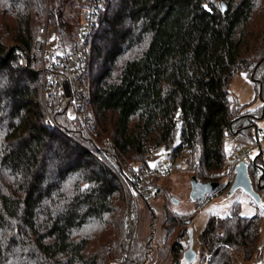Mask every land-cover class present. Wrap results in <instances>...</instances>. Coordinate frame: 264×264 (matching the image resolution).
<instances>
[{"label": "trees", "instance_id": "1", "mask_svg": "<svg viewBox=\"0 0 264 264\" xmlns=\"http://www.w3.org/2000/svg\"><path fill=\"white\" fill-rule=\"evenodd\" d=\"M83 8L76 0L47 8L45 0H0V264H123L122 182L131 185L127 174L153 180V150L187 158L190 175L216 182L218 195L233 175L225 139L236 138L240 151L264 142L255 122L264 113V0H98L83 72L90 123L63 111L45 127L33 42L47 18L58 59L68 57ZM237 72L250 78L260 110L243 111L229 96ZM259 151L248 175L264 201ZM260 212L243 217L236 203L226 217L210 215L200 234L205 264H232L234 255L255 262ZM196 214L164 209L161 243L154 248L153 228L147 240L135 238L126 264H180Z\"/></svg>", "mask_w": 264, "mask_h": 264}, {"label": "rangeland", "instance_id": "2", "mask_svg": "<svg viewBox=\"0 0 264 264\" xmlns=\"http://www.w3.org/2000/svg\"><path fill=\"white\" fill-rule=\"evenodd\" d=\"M51 1L52 0H45L46 8L48 7ZM76 1L80 5L82 4L83 7L85 8L90 0H76ZM81 11L82 9L80 10V12L77 11L76 13L77 18L79 17L80 25H82ZM42 25H45L47 29L46 49L48 50H58V48L61 49L58 43V34H56V32L52 27L48 26L47 18ZM70 30H73V27H71ZM244 74L245 73L243 72L235 73L229 84V88H228L229 96L236 101V103L240 106V108L243 111H249V112L258 111L262 108L263 102L260 99V97L255 95L254 87L250 78L248 76L247 78H245ZM64 111H67L69 116H76L74 110L71 108ZM257 118L255 119L256 125L258 129L263 130L264 113L263 115L259 114ZM235 145H236L235 141L231 140L230 138H226L224 141V151L228 162L233 158V155L237 161L239 158H241L247 162L248 159L255 157L257 151L259 152V150L264 149V142H261L259 148L244 146L242 148L243 150L238 155H235L233 152ZM169 150L170 149L166 150L164 147H160L158 149L153 150L148 160V164L151 165L155 163L156 165H158L161 162L165 164L169 160L167 157ZM242 152L246 153L248 156L246 157V154L244 156L241 155ZM172 162L174 163V168L171 169L170 172L160 175L156 174L153 180L150 181L155 187V192L159 190L158 194L156 195L153 194V196L149 198H145L147 201L144 200V198H138L136 200L135 221H134L135 229L132 240L130 239V241H128L126 237V217H125L126 249L123 254V260L125 262L123 264H126L127 262L126 260L127 258H129L131 243L134 241V239L136 238L140 241L147 240L148 236H150L151 234L152 228L154 229L153 230V238L155 240V244L153 245L154 248L158 243H161V240L164 237V232L161 229V223L163 219L162 213L164 209L171 210L173 213L176 214H189L193 212L195 209L194 203L189 198L191 164L189 163L187 158L172 160ZM232 179H233V175L231 177L229 184H231ZM209 196L212 197L207 204L205 203V207L202 212H204L205 214L210 213L211 215H217L219 217H226L229 214L231 207L236 203L239 204L240 215L241 213H244L245 215H241V216H245V217H250L254 215L257 211H262L261 205L264 204L263 199H262L263 204H257L254 200L250 198L249 195H247L239 188L234 189L233 191H229L228 188V190H226L221 194L212 195L211 193ZM202 219H204V215H202ZM262 227L264 229V216L262 220ZM194 243L196 245V239ZM262 251L263 253L261 254L259 259L261 258L263 259L264 250ZM261 260L260 263L262 262ZM256 261L254 262V264H256ZM203 264H205V260Z\"/></svg>", "mask_w": 264, "mask_h": 264}, {"label": "built area", "instance_id": "3", "mask_svg": "<svg viewBox=\"0 0 264 264\" xmlns=\"http://www.w3.org/2000/svg\"><path fill=\"white\" fill-rule=\"evenodd\" d=\"M98 0H90L88 5L81 11L82 29L79 42L68 57L63 56L61 49L48 50L47 29L45 25L38 28L36 38L33 42V48L40 53L41 60V83H42V102L45 111L44 124L47 128L55 127L54 115L63 112L69 108L73 109L78 122L81 125H88L90 117L87 109V95L83 77L85 60V44L90 33L88 21L94 18L97 11ZM264 140V133L262 134ZM246 153L242 152L241 155ZM239 158L238 160H240ZM174 168V163L169 159L165 164L163 162L156 165L155 173L165 174ZM131 180L128 186L125 181L122 182L125 199L128 206L126 216V237L132 240L134 234L135 221V203L138 198H149L153 196L155 187L147 177H135L127 174ZM260 264H264V261Z\"/></svg>", "mask_w": 264, "mask_h": 264}, {"label": "water", "instance_id": "4", "mask_svg": "<svg viewBox=\"0 0 264 264\" xmlns=\"http://www.w3.org/2000/svg\"><path fill=\"white\" fill-rule=\"evenodd\" d=\"M201 7L207 12H210L207 5L202 4ZM219 9L222 13H225L227 10L223 2L219 3ZM259 154L260 151L258 155ZM255 160H256V156L252 159V162L254 163ZM217 185L218 184L216 182H201L197 180L195 176H191L190 192H189L190 200L199 206L202 205L205 202L206 197L210 195L217 188ZM237 188L241 189L243 192L249 195L250 198L254 200L257 204H263L262 197L252 188L251 180L248 175V163L243 159L238 160L233 166V179L229 186V191H233L234 189ZM191 246H192V237H191V230H189L188 246L182 255V260L186 264H191L195 259V252L192 250Z\"/></svg>", "mask_w": 264, "mask_h": 264}, {"label": "crops", "instance_id": "5", "mask_svg": "<svg viewBox=\"0 0 264 264\" xmlns=\"http://www.w3.org/2000/svg\"><path fill=\"white\" fill-rule=\"evenodd\" d=\"M230 139L235 141V143H236L234 150H233V152L235 153V151H237L238 148L240 147V144L237 142L236 138L232 137ZM237 146H239V147H237ZM238 151L236 152L237 155L241 152V151H239V152ZM236 162H237V160H236V158H234V155H233V158L228 163H229V166H231V165H235ZM208 201L206 202V204L208 203ZM204 207H205V205L196 209L197 214L194 217V219L191 221V224L189 227L191 230V237H192L191 248L195 252V259L191 264H203L204 263V255L202 253L200 234L204 228V225L206 223L207 218L211 215L210 213L205 214L204 212H202L204 210ZM194 211H195V209H194ZM202 215H204V219H202ZM243 217H245V216H243ZM194 225H195V227H194ZM195 239H196V245L194 243ZM262 250H264V229H263L262 224H261L260 239H259V244H258V259L256 261V264H260V260L262 258L261 259H259V258L261 256V254L263 253ZM263 259H264V255H263ZM180 264H186V263L183 260H181ZM232 264H254V262L245 263L241 260V258L239 256L234 255L233 259H232Z\"/></svg>", "mask_w": 264, "mask_h": 264}, {"label": "snow or ice", "instance_id": "6", "mask_svg": "<svg viewBox=\"0 0 264 264\" xmlns=\"http://www.w3.org/2000/svg\"><path fill=\"white\" fill-rule=\"evenodd\" d=\"M244 75H245V78H247V75L246 74H244ZM149 166L155 168L156 167V164L153 163V164H151ZM261 209H262V211L260 212V215L264 216V205H261ZM241 215H245V214L244 213H241Z\"/></svg>", "mask_w": 264, "mask_h": 264}]
</instances>
